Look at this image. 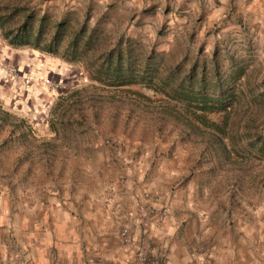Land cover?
<instances>
[{
	"label": "rangeland",
	"instance_id": "1",
	"mask_svg": "<svg viewBox=\"0 0 264 264\" xmlns=\"http://www.w3.org/2000/svg\"><path fill=\"white\" fill-rule=\"evenodd\" d=\"M142 2L0 0V178L13 195L22 188H51L61 194L62 187L113 195L132 176L133 162L149 159L152 165L172 156L181 162L182 176L189 173L196 180L199 198L204 189V196L223 197L234 210L244 202L264 211L263 156L230 152L227 161L193 131L142 109L145 99L132 105L131 93L100 88L81 64L30 47L12 48L3 38L16 21L7 15L10 7L26 6L52 20L66 15L80 22L87 17L89 25L97 23L102 48L119 36L131 37L153 47L168 64L182 58L184 68L217 48L245 68L237 80V124H228L223 137L226 151L243 149L246 125L252 133L264 134V27L251 24L244 14L235 16L236 2L227 9L216 0ZM24 75L32 77L27 84L21 80ZM131 89L156 96L148 88ZM201 148L205 172L199 173Z\"/></svg>",
	"mask_w": 264,
	"mask_h": 264
},
{
	"label": "crops",
	"instance_id": "2",
	"mask_svg": "<svg viewBox=\"0 0 264 264\" xmlns=\"http://www.w3.org/2000/svg\"><path fill=\"white\" fill-rule=\"evenodd\" d=\"M216 1L225 9L236 2L235 16L264 27V0ZM178 161L133 162L132 176L113 195L67 187L13 195L0 178V264H126L123 228L131 248L142 246L152 264H264V211L244 202L234 210L204 189L199 198ZM163 207L167 214L158 219Z\"/></svg>",
	"mask_w": 264,
	"mask_h": 264
},
{
	"label": "trees",
	"instance_id": "3",
	"mask_svg": "<svg viewBox=\"0 0 264 264\" xmlns=\"http://www.w3.org/2000/svg\"><path fill=\"white\" fill-rule=\"evenodd\" d=\"M7 15L16 20L14 27L3 34L10 47H30L64 62L81 64L88 79L100 88L131 93L132 105L145 99L142 109L193 131L210 145L213 154L220 153L219 157L227 161L232 159L230 152L247 158L264 157V134L252 133L246 124L243 149L226 151L223 137L227 135L228 124H237L236 111L240 105L237 80L245 73L240 62L226 52L222 54L214 48L209 57L194 58L184 68L182 58L168 64L153 47H145L131 37L119 36L112 45L102 48L97 23L89 25L87 17L80 22L66 15L52 20L45 12L26 6H12ZM132 85L148 88L156 96L147 97L131 89ZM203 153L201 148L197 154L199 173L205 172L201 167V159L205 160Z\"/></svg>",
	"mask_w": 264,
	"mask_h": 264
},
{
	"label": "built area",
	"instance_id": "4",
	"mask_svg": "<svg viewBox=\"0 0 264 264\" xmlns=\"http://www.w3.org/2000/svg\"><path fill=\"white\" fill-rule=\"evenodd\" d=\"M32 77H28L26 75L21 77L22 82L27 84ZM167 214V209L165 207L159 209L156 213V217L161 219L163 216ZM118 238L120 241L121 249L124 253L123 262L126 264H152V260L150 256L147 254L145 249L141 246L136 248H131V237L128 228H123L120 230L118 234Z\"/></svg>",
	"mask_w": 264,
	"mask_h": 264
}]
</instances>
